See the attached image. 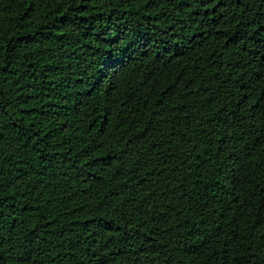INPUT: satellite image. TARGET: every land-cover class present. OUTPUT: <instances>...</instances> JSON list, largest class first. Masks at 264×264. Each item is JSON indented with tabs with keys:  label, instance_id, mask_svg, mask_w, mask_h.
Instances as JSON below:
<instances>
[{
	"label": "trees",
	"instance_id": "16d2710c",
	"mask_svg": "<svg viewBox=\"0 0 264 264\" xmlns=\"http://www.w3.org/2000/svg\"><path fill=\"white\" fill-rule=\"evenodd\" d=\"M0 264H264V0H0Z\"/></svg>",
	"mask_w": 264,
	"mask_h": 264
}]
</instances>
